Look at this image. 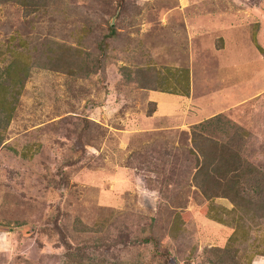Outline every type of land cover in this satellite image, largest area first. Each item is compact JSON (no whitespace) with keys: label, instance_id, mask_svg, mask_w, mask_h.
Listing matches in <instances>:
<instances>
[{"label":"rangeland","instance_id":"obj_1","mask_svg":"<svg viewBox=\"0 0 264 264\" xmlns=\"http://www.w3.org/2000/svg\"><path fill=\"white\" fill-rule=\"evenodd\" d=\"M43 4L0 2V51L29 67L0 145V264H264L244 257L264 250V212L229 260L236 209L201 194L188 152L211 117L202 134L264 173V0ZM175 69L187 96L158 89Z\"/></svg>","mask_w":264,"mask_h":264},{"label":"trees","instance_id":"obj_2","mask_svg":"<svg viewBox=\"0 0 264 264\" xmlns=\"http://www.w3.org/2000/svg\"><path fill=\"white\" fill-rule=\"evenodd\" d=\"M8 1L14 2L22 7L27 14L37 12L40 8L44 7V0H0V2ZM43 65L51 69L57 67L58 64L55 62L53 63L51 57H47ZM28 74V64L17 58V54L13 48L5 47L3 52L0 51V145L2 143V132L9 123L22 84L28 77ZM167 74L169 78L167 85L164 82V77L158 78L160 80L158 86L159 91L173 95L187 96L188 79L186 70L175 69L174 71H169ZM150 114L151 112L148 113V115ZM208 120L209 119L205 121L208 122ZM206 122L203 121L197 124V131H193L189 134L191 149H189L188 152L195 160L194 176H200L194 178V181L195 185L201 191V194L206 198H228L233 203L234 209H236V211L233 212V220L228 218L234 222V232L228 239L230 244L224 251H221L222 253L228 254V256H230L229 260L231 259L233 261L238 251L232 248V243H235L238 238H243L246 235L247 229L244 230V226L241 224L244 222L245 213L248 212L250 215H262L264 212V173L257 169L253 172H251L250 169L240 171L236 162H231L230 159L234 158L235 155L223 154L226 150L235 153L232 150L234 146L230 148L229 143L217 145L212 139L202 134L205 132L202 125ZM239 133L242 137L244 136V132L241 131ZM237 139L236 137L229 138L231 143L233 140ZM219 146L222 147V150L218 149ZM238 147H241V145ZM219 157L222 169L217 163ZM228 159L230 160L228 161ZM211 169L212 172L214 171V174H216L215 180L208 178ZM210 211H212V214L209 216L210 219L220 224H228L219 216L221 213H228L226 210L210 208L207 213H211ZM247 227L248 226H246V228ZM263 252L264 250L262 252L254 250L249 253L244 251L243 255L246 253L248 254V256H244L248 262L250 256L262 255L261 253Z\"/></svg>","mask_w":264,"mask_h":264},{"label":"clouds","instance_id":"obj_3","mask_svg":"<svg viewBox=\"0 0 264 264\" xmlns=\"http://www.w3.org/2000/svg\"><path fill=\"white\" fill-rule=\"evenodd\" d=\"M141 184L143 183V181H139ZM141 191H143L147 198L149 199V202L153 204V206H155L159 201H160V196L159 193L156 191H150L147 188L142 189Z\"/></svg>","mask_w":264,"mask_h":264},{"label":"crops","instance_id":"obj_4","mask_svg":"<svg viewBox=\"0 0 264 264\" xmlns=\"http://www.w3.org/2000/svg\"><path fill=\"white\" fill-rule=\"evenodd\" d=\"M163 93H165V92H163ZM166 94H169V93H166ZM203 100H206L205 98L203 99ZM207 101V100H206ZM166 103V102H165ZM168 105L169 104H167V108H168ZM161 110H163L164 108L163 107H161L160 108ZM205 109H206V107H205ZM160 110V111H161ZM168 110V109H167ZM167 110H165V111H167ZM164 111V110H163ZM163 111H161V112H163ZM207 111H205L204 113H206ZM154 117H156V116H152V117H148V118H146L147 119V121H151V120H156V118H154ZM211 118V117H210ZM210 118H207V119H210ZM207 119H205V120H207ZM201 122V121H200ZM200 122H198V123H200Z\"/></svg>","mask_w":264,"mask_h":264}]
</instances>
